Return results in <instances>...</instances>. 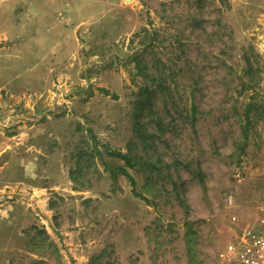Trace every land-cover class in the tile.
I'll use <instances>...</instances> for the list:
<instances>
[{"label": "rangeland", "instance_id": "obj_1", "mask_svg": "<svg viewBox=\"0 0 264 264\" xmlns=\"http://www.w3.org/2000/svg\"><path fill=\"white\" fill-rule=\"evenodd\" d=\"M95 144L146 200L106 155L71 181ZM248 229L264 0H0V264H242Z\"/></svg>", "mask_w": 264, "mask_h": 264}, {"label": "trees", "instance_id": "obj_2", "mask_svg": "<svg viewBox=\"0 0 264 264\" xmlns=\"http://www.w3.org/2000/svg\"><path fill=\"white\" fill-rule=\"evenodd\" d=\"M133 58L134 59L132 61L134 62V66H135L136 70L141 72L142 68H146L144 62L140 58H138L137 56L133 57ZM155 82H156V85L159 88H161V89L164 88V85H163L162 81H159V80L155 79ZM145 102L149 103L150 100L146 99ZM156 125H157V127L159 129L162 128L161 121L156 122ZM102 148H103L102 150L98 149L97 145L95 144L93 146V152H91L89 154H85V153L79 154L80 156L78 157V161L76 162V164H77L76 169L71 170L69 172V176H70L71 181L74 184H78L77 176L83 174L82 173V167L80 166V163H81V160H82V155H85L87 157L85 159V161L89 162V163L92 162L91 160L94 158L95 155L101 160L103 159V156L106 155L108 157L119 159V160H121L123 162L122 166H119V167H117L115 169H111V168L108 167V165H106V167L109 168L108 170H109L110 174L112 175V177H115L116 175L125 176L128 179V181L130 183V186L132 187V193L136 197H140V198L145 199L144 197H142V195L137 193V191L135 189V187H136L135 179L128 172V169L135 168L137 165L142 164L141 163V159L133 154L132 148L130 147L128 149V151L125 152V153H123L121 151L111 150V149L107 148L105 145H102Z\"/></svg>", "mask_w": 264, "mask_h": 264}, {"label": "built area", "instance_id": "obj_3", "mask_svg": "<svg viewBox=\"0 0 264 264\" xmlns=\"http://www.w3.org/2000/svg\"><path fill=\"white\" fill-rule=\"evenodd\" d=\"M240 258L242 264H264V234L246 230L243 233Z\"/></svg>", "mask_w": 264, "mask_h": 264}]
</instances>
